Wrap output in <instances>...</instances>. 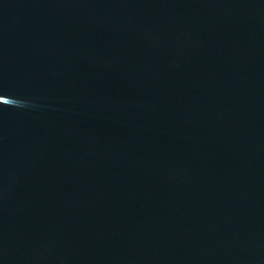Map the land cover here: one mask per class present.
<instances>
[{"label":"water","instance_id":"1","mask_svg":"<svg viewBox=\"0 0 264 264\" xmlns=\"http://www.w3.org/2000/svg\"><path fill=\"white\" fill-rule=\"evenodd\" d=\"M0 264H264V0H0Z\"/></svg>","mask_w":264,"mask_h":264}]
</instances>
